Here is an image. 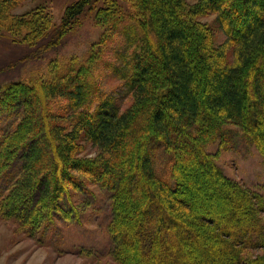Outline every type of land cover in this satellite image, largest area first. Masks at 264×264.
<instances>
[{"label": "trees", "instance_id": "trees-1", "mask_svg": "<svg viewBox=\"0 0 264 264\" xmlns=\"http://www.w3.org/2000/svg\"><path fill=\"white\" fill-rule=\"evenodd\" d=\"M20 1L0 0V37L24 49L56 48L93 8L101 30L0 84V223L40 244L81 223L96 185L107 264H264V194L207 150L241 140L264 159V0H75L55 26Z\"/></svg>", "mask_w": 264, "mask_h": 264}, {"label": "rangeland", "instance_id": "rangeland-1", "mask_svg": "<svg viewBox=\"0 0 264 264\" xmlns=\"http://www.w3.org/2000/svg\"><path fill=\"white\" fill-rule=\"evenodd\" d=\"M73 1L75 0H21L15 11L20 13L37 4L43 5L55 26L60 22L65 7ZM94 10L95 8L86 10L90 12L81 18L80 26L70 31L53 49H24L0 37V84L22 78L31 69L40 67L45 71L51 58L81 55L85 52L101 30L93 20ZM201 20L211 24L214 15L201 17ZM216 36L217 42L223 40L221 32ZM119 81L115 74L109 73L103 79V92L117 95ZM128 101L129 97L124 98L121 107L128 105ZM207 150L218 152L217 163L227 176L264 194V159L252 144L240 140L235 147L221 149L218 141H215L207 146ZM89 152L93 154L94 148H90ZM91 188L94 194H86L89 203L82 212L81 223H58L54 230L48 232V240L40 244L19 233L13 226L0 223V264H107L106 249L110 240L104 230L109 211L108 192L96 185ZM191 190L195 192L194 187ZM198 197L204 206L214 200L208 195Z\"/></svg>", "mask_w": 264, "mask_h": 264}]
</instances>
